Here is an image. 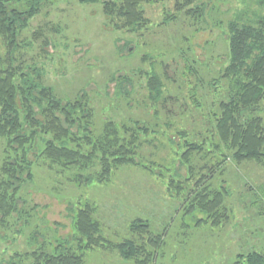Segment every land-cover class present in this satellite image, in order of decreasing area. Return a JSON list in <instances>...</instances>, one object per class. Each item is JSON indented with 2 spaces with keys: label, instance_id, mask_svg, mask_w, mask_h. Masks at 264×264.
Segmentation results:
<instances>
[{
  "label": "rangeland",
  "instance_id": "1",
  "mask_svg": "<svg viewBox=\"0 0 264 264\" xmlns=\"http://www.w3.org/2000/svg\"><path fill=\"white\" fill-rule=\"evenodd\" d=\"M182 1L144 5L147 26L130 32L104 14L101 2L51 0L22 32L15 66L64 100L75 101L85 92L94 141L111 122L118 129L139 123L142 131L132 136L121 130L120 137L132 136L135 144L130 147L128 138L125 146L108 152L125 160L116 166L110 157L104 179L99 173L105 162L58 172L31 154L37 165L33 181L21 193L22 215L1 220L0 212V260L21 256V264H29L39 245L48 252L62 245L80 254L74 216L78 204L88 202L104 241L86 252L85 264H135L117 248L133 239L154 252L153 264H234L250 254H259L264 264V160L237 163L227 152L217 168L208 146L182 160L187 149L182 133L200 144L221 113L219 104L229 89L222 79L229 65L228 22L243 9L257 20L264 15V0H199L197 4L207 5L203 18L178 11L176 4ZM5 55L0 40V58L7 60ZM152 73L164 82L156 102L149 99L147 87ZM124 76L130 83L122 94L113 79ZM253 116L264 127V100ZM214 140L218 142L215 134ZM5 147L1 140L0 171ZM203 194L220 202L216 223L202 222L207 215L195 200ZM139 222L149 229L144 239L131 230ZM149 233L159 237L157 247L148 242Z\"/></svg>",
  "mask_w": 264,
  "mask_h": 264
},
{
  "label": "trees",
  "instance_id": "2",
  "mask_svg": "<svg viewBox=\"0 0 264 264\" xmlns=\"http://www.w3.org/2000/svg\"><path fill=\"white\" fill-rule=\"evenodd\" d=\"M50 1L0 0V40L4 43L7 57V60L0 58V141L6 142L0 171L1 220H17L22 215L21 193L26 185L33 181V171L37 165L35 160H31V154L38 160L43 159L45 164L48 162L50 168H59L58 172L72 171L76 167L80 170L88 163L93 167L97 163L105 162L102 172L99 173L104 179L105 174L109 172L107 166L111 164L110 157L116 166L125 160L118 157L116 152H108L116 147L125 146L126 139L135 136L136 131H142L139 123H135L133 128L126 125L118 129L111 122L104 127L103 134L97 137L98 142L94 141L90 128L92 114L85 92H80L75 101L64 100L58 96L54 88L43 85L42 82L36 81L32 73L26 74L22 67L15 66L14 54L19 47L22 32ZM78 1L81 4L103 3L104 14L110 20H117L118 28L138 32L148 24L143 6L152 4L154 0ZM198 1L183 0L176 4L177 10L184 9L191 14L194 12L198 18H203L207 5L197 4ZM17 5H22L23 8L19 9ZM192 6L194 9H191ZM244 13L245 9L236 11L227 26L229 65L223 71L222 79L226 80L229 89L219 104L221 113L214 121L212 134L200 144L190 143L186 139L187 134L182 133L187 148L182 155L183 162H187L194 151H204L206 146L214 155L212 159L215 160L217 168L225 162L222 157H227V152L232 154L233 161L237 163L264 160L263 121L259 117L253 118V113L264 100V15L253 21ZM173 18L168 19L167 23L173 21ZM119 79H122V83H118ZM119 79L114 78L113 83L115 90L123 94L127 92L124 84L130 81L127 76ZM147 87L152 102L163 96L164 82L158 74L149 75ZM244 113H247V116L243 120L241 117ZM121 130L125 133L132 132V136L121 138L119 135ZM214 134L218 142L214 140ZM131 139L132 142L128 145L133 147L136 139ZM87 146L92 149L84 152ZM102 153L108 154L103 158ZM195 203L200 205L207 215L202 222L212 220L216 223L219 220L217 209L220 202L216 198L207 194L198 195ZM78 205L74 227L82 243L79 248L80 254L73 248H64L62 245L49 252L43 245H39L30 253L29 264H85L86 252L99 247L100 240L104 241V238L98 235L99 222L93 218V205L88 202L83 206ZM141 223H136L131 230L135 237L144 239L149 229L147 225ZM16 233L21 232L18 230ZM149 237L148 242L157 247L159 237H154L150 233ZM117 248L125 261L153 264L154 252L148 250L144 242L140 244L134 239L127 240ZM261 258L259 254H250L241 257V260L234 264H263ZM243 259H247L246 262L242 261ZM22 262L21 256L0 260V264Z\"/></svg>",
  "mask_w": 264,
  "mask_h": 264
}]
</instances>
